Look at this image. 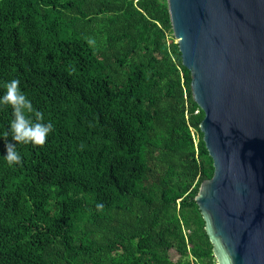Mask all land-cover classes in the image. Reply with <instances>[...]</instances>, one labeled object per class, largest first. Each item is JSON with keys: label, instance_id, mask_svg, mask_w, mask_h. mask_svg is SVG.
<instances>
[{"label": "trees", "instance_id": "1", "mask_svg": "<svg viewBox=\"0 0 264 264\" xmlns=\"http://www.w3.org/2000/svg\"><path fill=\"white\" fill-rule=\"evenodd\" d=\"M11 79L54 132L0 158V264L216 261L195 202L214 174L204 113L166 0H0V95ZM11 119L0 107V136Z\"/></svg>", "mask_w": 264, "mask_h": 264}, {"label": "water", "instance_id": "2", "mask_svg": "<svg viewBox=\"0 0 264 264\" xmlns=\"http://www.w3.org/2000/svg\"><path fill=\"white\" fill-rule=\"evenodd\" d=\"M214 174L195 198L218 264H264V0H166Z\"/></svg>", "mask_w": 264, "mask_h": 264}, {"label": "clouds", "instance_id": "3", "mask_svg": "<svg viewBox=\"0 0 264 264\" xmlns=\"http://www.w3.org/2000/svg\"><path fill=\"white\" fill-rule=\"evenodd\" d=\"M20 80L11 79L3 84V94L0 95V107L11 108L12 119L8 132L0 136L4 142L5 155L2 158L9 167L22 164V156L17 145L44 146L49 135L54 132L52 122H44V115L34 109L32 101L21 90ZM11 135V142L8 136ZM101 208L102 205H97Z\"/></svg>", "mask_w": 264, "mask_h": 264}, {"label": "rangeland", "instance_id": "4", "mask_svg": "<svg viewBox=\"0 0 264 264\" xmlns=\"http://www.w3.org/2000/svg\"><path fill=\"white\" fill-rule=\"evenodd\" d=\"M169 256L172 261H177L179 259L178 255L174 251H170Z\"/></svg>", "mask_w": 264, "mask_h": 264}, {"label": "built area", "instance_id": "5", "mask_svg": "<svg viewBox=\"0 0 264 264\" xmlns=\"http://www.w3.org/2000/svg\"><path fill=\"white\" fill-rule=\"evenodd\" d=\"M190 264H201L196 259H194L192 256H190ZM212 264H218L217 261H214Z\"/></svg>", "mask_w": 264, "mask_h": 264}]
</instances>
